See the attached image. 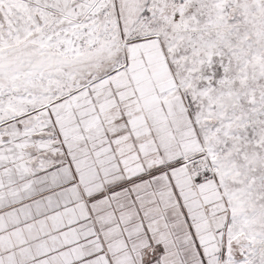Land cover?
I'll return each instance as SVG.
<instances>
[{
  "label": "snow or ice",
  "instance_id": "obj_1",
  "mask_svg": "<svg viewBox=\"0 0 264 264\" xmlns=\"http://www.w3.org/2000/svg\"><path fill=\"white\" fill-rule=\"evenodd\" d=\"M0 264H264V0H0Z\"/></svg>",
  "mask_w": 264,
  "mask_h": 264
}]
</instances>
